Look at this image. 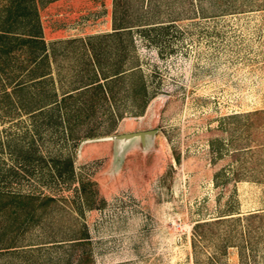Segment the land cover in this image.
Here are the masks:
<instances>
[{
	"label": "rangeland",
	"instance_id": "1",
	"mask_svg": "<svg viewBox=\"0 0 264 264\" xmlns=\"http://www.w3.org/2000/svg\"><path fill=\"white\" fill-rule=\"evenodd\" d=\"M248 1L252 8H242L241 0H126L130 21L163 25L149 32L155 42L135 32L151 95L143 114L113 125L93 121L83 127L97 124L102 133L79 142L44 133L35 142L44 159L34 162L35 175L18 183L6 178L0 187L58 199L56 216L86 224L94 264H211L210 256L223 264H264L258 219L249 223L251 244L242 252L234 245L242 241L245 219L210 228L209 237L192 247L196 223L264 211V147H257L264 143V0ZM8 2L0 0V12ZM43 2L36 5L45 41L68 35L53 41L51 59L55 85L65 88L81 67L83 41L113 30V2ZM0 81L7 82L4 74ZM5 111L0 109V175L20 167L14 137L28 124L27 117ZM139 132H147L144 139L121 137ZM55 157L71 159L72 179L50 176ZM59 166L66 168L65 162ZM234 169L242 180L230 179ZM81 183L91 208L80 206ZM217 232L231 241L224 254ZM62 255L61 249L3 254L0 264Z\"/></svg>",
	"mask_w": 264,
	"mask_h": 264
},
{
	"label": "trees",
	"instance_id": "2",
	"mask_svg": "<svg viewBox=\"0 0 264 264\" xmlns=\"http://www.w3.org/2000/svg\"><path fill=\"white\" fill-rule=\"evenodd\" d=\"M52 1L44 0L41 5ZM36 3L38 0H9L0 12V77L4 74L7 78L5 83L0 81V109H6L5 112L14 110L28 118L26 127L14 137L12 149L20 167H10L8 173L0 175V181L11 177L10 181L18 183L25 176L31 178L35 175L37 169L34 162L44 161L35 142L42 139L44 133L57 134L65 141L79 142L92 138L102 133L97 130V124L87 129L83 126L104 120L113 125L125 116L142 115L151 98L138 63L134 37L136 31L150 37L149 32L163 29V25L130 21L131 13L126 0H113V30L89 36L83 41L81 67L64 88L55 85L51 67L57 42L45 41ZM240 4L242 8L253 7L248 0H241ZM217 12L221 11L212 13L216 15ZM151 41L155 42V39L151 38ZM257 147H264V143L257 144ZM51 162L48 168L51 177L61 182L73 178L70 158L61 160L55 157ZM62 162L66 164L64 169L59 166ZM217 175L220 173L215 177ZM230 179L242 180L240 169L232 170ZM87 196L86 186L81 183L78 190L80 206L91 208L93 203L86 201ZM61 208L53 195L0 187V255L61 249L62 257L38 259L37 264H94L86 224L75 217L66 222L56 216ZM226 215L229 214L195 224L192 237L194 250L197 244L209 237L207 232L210 228L220 230V225L229 221H248L240 230L241 243L234 245L241 252L251 244L249 236L253 230L250 221L258 219L264 236V211L244 217ZM215 234L220 238L222 245L219 248L224 254L231 242L229 235ZM30 260L34 261L32 257H29ZM208 261L223 264L218 263L214 256L208 257Z\"/></svg>",
	"mask_w": 264,
	"mask_h": 264
},
{
	"label": "water",
	"instance_id": "3",
	"mask_svg": "<svg viewBox=\"0 0 264 264\" xmlns=\"http://www.w3.org/2000/svg\"><path fill=\"white\" fill-rule=\"evenodd\" d=\"M146 133L147 132L129 133V134H126V135L121 136V137H124L123 139H128V138H132V137H135V136H139L141 139H144Z\"/></svg>",
	"mask_w": 264,
	"mask_h": 264
},
{
	"label": "crops",
	"instance_id": "4",
	"mask_svg": "<svg viewBox=\"0 0 264 264\" xmlns=\"http://www.w3.org/2000/svg\"><path fill=\"white\" fill-rule=\"evenodd\" d=\"M57 1H60V0H54V1H52L54 4L57 2ZM52 2H50L51 4H53ZM112 2H113V0H110V4L112 5ZM110 24V23H109ZM113 28V27H112ZM68 37V35H61L60 37H54V38H52V39H50L49 41L50 42H53V41H55V40H59V39H66Z\"/></svg>",
	"mask_w": 264,
	"mask_h": 264
}]
</instances>
